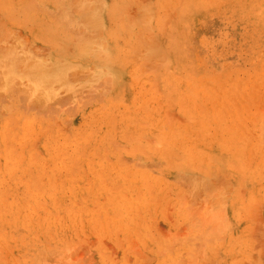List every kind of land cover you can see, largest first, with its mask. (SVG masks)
I'll return each mask as SVG.
<instances>
[{"label":"rangeland","instance_id":"1","mask_svg":"<svg viewBox=\"0 0 264 264\" xmlns=\"http://www.w3.org/2000/svg\"><path fill=\"white\" fill-rule=\"evenodd\" d=\"M0 264H264V0H0Z\"/></svg>","mask_w":264,"mask_h":264},{"label":"bare ground","instance_id":"2","mask_svg":"<svg viewBox=\"0 0 264 264\" xmlns=\"http://www.w3.org/2000/svg\"><path fill=\"white\" fill-rule=\"evenodd\" d=\"M86 10V9H85ZM12 52L13 51H11V52H9V54H8V56L10 57V59L8 58V60H10L9 62H10V65H11V63H14V61L12 60V59H14L15 60V57L14 58H12V56H14V54H12ZM21 58V57H20ZM13 62H12V61ZM18 60H20V59H18ZM8 62V61H7ZM8 64V63H7ZM15 65V64H14ZM5 66H7V65H5ZM4 67V66H3ZM17 69V68H16ZM40 72L42 71V70H39ZM5 72V71H4ZM37 73V72H36ZM42 73L44 74V71H42L41 73H37L38 74V78L40 79V80H42V82H44L45 83V81H46V83H47V86L49 85V84H51V82L48 80V79H44V78H46V76L47 75H42ZM1 74H3V73H1ZM5 75H7V74H5ZM3 76H4V74H3ZM49 77V76H48ZM39 83H41V82H39ZM28 85L31 87V84L30 83H28ZM33 85V84H32ZM45 86H46V84H45ZM41 87H44V85H42ZM41 87H37L38 88V90L40 89L41 90ZM37 88H35V90H37ZM52 95V94H51ZM36 97H38V96H36ZM46 97H48L49 98V95H47ZM52 97V96H51ZM40 98V97H39ZM39 98H36V100L37 99H39ZM45 98V97H44ZM48 98H46V99H48ZM40 100V99H39Z\"/></svg>","mask_w":264,"mask_h":264}]
</instances>
